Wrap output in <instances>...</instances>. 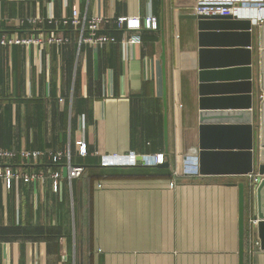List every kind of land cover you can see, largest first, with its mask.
<instances>
[{"label":"crops","instance_id":"1","mask_svg":"<svg viewBox=\"0 0 264 264\" xmlns=\"http://www.w3.org/2000/svg\"><path fill=\"white\" fill-rule=\"evenodd\" d=\"M199 1L0 0V36L68 39L44 48L0 46V149L70 152L74 159L82 158L77 142L83 140L91 154L87 163H73L85 167L73 180L65 162L7 163L24 173L58 170L64 177L59 192L52 179L14 180L8 187L0 178V264H240L241 182L244 264H264V249L252 242L260 241L258 230L248 222L255 216L254 180L197 172L199 29L191 15ZM204 1L246 2L234 17L253 27L251 111L258 153L264 5L257 4L264 0ZM74 8L89 17H139L143 25L152 17V28L128 31L130 44L94 47L65 25ZM103 32L120 39L125 29L108 24ZM216 65L226 68L214 70L231 72L210 83L232 86L212 94L235 97L248 89L238 84L243 66L235 56ZM130 151L163 153L166 161L101 165V155ZM177 169L189 170L193 179L176 177Z\"/></svg>","mask_w":264,"mask_h":264},{"label":"water","instance_id":"2","mask_svg":"<svg viewBox=\"0 0 264 264\" xmlns=\"http://www.w3.org/2000/svg\"><path fill=\"white\" fill-rule=\"evenodd\" d=\"M246 1V0H242ZM198 20L199 55V145L196 160L197 172L210 174H255L257 182L254 185L255 218L259 219L258 237L261 248L264 249V120L258 127L262 136L260 151L256 153L252 116V23L249 20H239L234 15L207 17L191 15ZM234 30V31H230ZM238 43L236 48L216 46L214 43ZM231 56L241 64L238 72L244 82L238 84L248 88L237 96L212 94V91L226 89L228 83H210L216 77L225 76L230 69L216 64L227 62ZM234 71V70H233ZM235 72V71H234ZM262 104V103H261ZM264 116V103L260 107V117ZM239 187L240 210V264H244L245 237V183Z\"/></svg>","mask_w":264,"mask_h":264},{"label":"built area","instance_id":"3","mask_svg":"<svg viewBox=\"0 0 264 264\" xmlns=\"http://www.w3.org/2000/svg\"><path fill=\"white\" fill-rule=\"evenodd\" d=\"M247 1V0H246ZM259 6L264 5L263 2H258ZM241 4V5H240ZM246 4L237 3L235 1H199L194 4L193 10L196 15L214 17V16H227L235 15L241 6ZM31 23L36 24V19H30ZM1 22V19H0ZM65 25L71 24L74 28L79 29L81 32L80 43H86L93 45L94 47H103L109 43H124L130 44L131 39L128 37V31L141 29L143 26L147 29L152 28V17H147L143 25L142 20L139 17H106L103 15H93L91 17L81 15L77 8L72 10L71 16L64 21ZM115 24L118 29H125L123 36L118 39L115 36H111L103 32L105 25ZM68 41L67 38L54 35V36H40L37 38L26 37L16 38L0 36V46H11V45H32L36 44L44 48L47 44H58L61 45ZM79 155L85 157L88 155V147L85 141L80 140L77 142ZM43 158H48L54 163H62L65 159V165L68 167L67 178L70 180L80 178L84 173L85 167L83 165H76L72 162L71 153L64 152H53V151H40V150H9L0 149V162L3 163L0 166V178H3L7 182V186L11 187L14 180H23L26 183H46L49 179L53 180V187L55 192L61 190V181L63 179L62 172L55 170L51 173L46 171L41 172H20L14 170L9 164L14 159H23L28 162L39 161ZM166 161V156L163 153H155L150 155L138 154L135 151H130L126 154H105L101 155L100 162L102 166H135L138 164L145 165H160ZM174 175L179 177L178 171H174ZM254 183L257 182L255 174H249ZM175 183H172L174 185ZM255 215V214H254ZM250 227L256 232L258 229L259 219L250 217ZM254 245L258 248L261 247L260 241L254 240Z\"/></svg>","mask_w":264,"mask_h":264},{"label":"rangeland","instance_id":"4","mask_svg":"<svg viewBox=\"0 0 264 264\" xmlns=\"http://www.w3.org/2000/svg\"><path fill=\"white\" fill-rule=\"evenodd\" d=\"M176 171H178V173L180 174V177H182V178H186V179H193L192 177H193V174L189 171V170H182V169H180V170H176ZM84 174V173H83ZM82 177V176H81ZM80 177V178H81Z\"/></svg>","mask_w":264,"mask_h":264},{"label":"trees","instance_id":"5","mask_svg":"<svg viewBox=\"0 0 264 264\" xmlns=\"http://www.w3.org/2000/svg\"><path fill=\"white\" fill-rule=\"evenodd\" d=\"M116 28H117V26H116ZM90 155H91V154H90V151H88V156H90ZM88 156H86V157H82V158H81V157H80V158H79V157H78V158L76 157V158H74V159L72 158V162L74 163L75 161H77L78 163H80V162L87 163V159H86V158H87ZM63 162H65V159H64ZM82 175H83V174H82ZM74 192H75V190H74Z\"/></svg>","mask_w":264,"mask_h":264}]
</instances>
